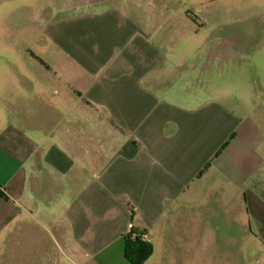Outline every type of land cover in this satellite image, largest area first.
Instances as JSON below:
<instances>
[{
    "label": "crops",
    "instance_id": "1",
    "mask_svg": "<svg viewBox=\"0 0 264 264\" xmlns=\"http://www.w3.org/2000/svg\"><path fill=\"white\" fill-rule=\"evenodd\" d=\"M190 4L0 0V251L24 219L58 230L77 264H131L129 230L150 244L142 264H244L247 246L264 248L257 114L186 90L215 72L199 52L227 69L263 19L224 10L204 26ZM180 33L201 35L193 56Z\"/></svg>",
    "mask_w": 264,
    "mask_h": 264
},
{
    "label": "rangeland",
    "instance_id": "2",
    "mask_svg": "<svg viewBox=\"0 0 264 264\" xmlns=\"http://www.w3.org/2000/svg\"><path fill=\"white\" fill-rule=\"evenodd\" d=\"M131 1L136 5H142L145 2L159 3L161 1L166 2L171 8H178L182 6L184 9L192 7L190 3L197 2L199 5L194 6V8L196 7L195 9L191 8V11L192 14L197 17V23H200L198 19L205 22L204 26H212L216 24L215 20L223 15L224 10L230 12L231 15L236 18L239 16L242 17V13H257L259 20L263 19L255 25V35H248L246 38L241 40V44L239 45L240 49L243 51L241 57H234L232 54L229 60L230 62H226L230 65H225V63L223 64V67L227 69L222 70V68H220L222 61L221 64L218 65L217 59L213 61L210 57H207L203 55L202 52H199L198 60L200 64L211 63L214 65L213 67L215 68V72L210 75H206L207 71L204 69L201 72L199 71L197 77H193L191 80V86H186V90L191 92L195 99H202L209 94H213L214 96H217L224 105L234 108L241 114L246 112H252L253 114L256 113V121L258 123L261 136L264 138V0ZM208 3L214 4L211 7V10L210 8H206ZM151 9H153V7ZM135 13H138L137 10ZM254 17L255 16H250L247 21L243 20L240 22H231V25H240L241 27H245L246 24L254 25L256 24ZM189 22L190 28L191 26L196 25V22H193L192 20ZM189 27H183L179 23L177 31L185 32ZM195 28L196 30L200 29L197 27ZM200 36L201 35H198L196 40H200ZM196 40H193V38L190 39L187 35H184V33H180L175 45L176 48L179 51L182 50L183 53L187 50V56L191 57L193 55L190 54L191 52L189 53L188 48L192 46L193 43L196 44ZM234 40L237 41V39ZM233 60L235 61V64H232ZM206 82H210L214 85H205L204 83ZM261 179L263 182L262 193L264 195V170L261 172ZM39 189L46 191L44 185L42 187L40 186ZM48 195L49 194H43L40 197V202H53V199L48 197ZM56 201L57 200H55V202ZM35 216L39 218L38 215L35 214ZM20 230L21 233L18 235L10 234L11 240L3 247V251H0V264H77L72 261V259L79 261L74 257L75 255L70 247L59 243V238L57 237L58 230H45L41 227V225L36 223L35 220L25 219L23 224H21ZM230 234L232 235V241L237 238L235 230H231ZM219 248H223V246H220ZM234 250L235 246H232V254ZM245 256L246 258L244 264H264V248L258 250L247 246ZM215 264L225 263L216 262Z\"/></svg>",
    "mask_w": 264,
    "mask_h": 264
},
{
    "label": "trees",
    "instance_id": "3",
    "mask_svg": "<svg viewBox=\"0 0 264 264\" xmlns=\"http://www.w3.org/2000/svg\"><path fill=\"white\" fill-rule=\"evenodd\" d=\"M233 136V132H231L218 146V148L214 151L213 156H215L230 140ZM210 157V159L212 158ZM210 159H208L202 167L198 170L200 173L208 164ZM0 196L6 197L5 194L0 190ZM141 231L129 230L123 236V255L131 264H142L144 259L150 253V244L145 239H142L140 236Z\"/></svg>",
    "mask_w": 264,
    "mask_h": 264
},
{
    "label": "built area",
    "instance_id": "4",
    "mask_svg": "<svg viewBox=\"0 0 264 264\" xmlns=\"http://www.w3.org/2000/svg\"><path fill=\"white\" fill-rule=\"evenodd\" d=\"M126 227L127 228H130L131 227V224L129 222H127L126 223ZM140 236H141L142 239H146V234L145 233L141 232L140 233Z\"/></svg>",
    "mask_w": 264,
    "mask_h": 264
}]
</instances>
